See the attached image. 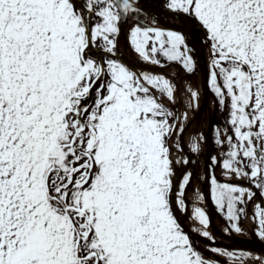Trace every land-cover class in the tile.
<instances>
[{"label":"snow or ice","instance_id":"snow-or-ice-1","mask_svg":"<svg viewBox=\"0 0 264 264\" xmlns=\"http://www.w3.org/2000/svg\"><path fill=\"white\" fill-rule=\"evenodd\" d=\"M234 234L264 245V0H0V264H264Z\"/></svg>","mask_w":264,"mask_h":264},{"label":"bare ground","instance_id":"bare-ground-1","mask_svg":"<svg viewBox=\"0 0 264 264\" xmlns=\"http://www.w3.org/2000/svg\"><path fill=\"white\" fill-rule=\"evenodd\" d=\"M122 51L125 52V55H126L127 58H129L131 61H134V60H135L134 55H133V54H130L129 52H127L126 49H124V47H123V42H122ZM166 71H167L168 73H170V74H171V73H174V75H175V74H179V75H181V76H185L184 71H182L181 69H179L177 66H176V67H169V68L166 69ZM171 75H172V74H171ZM191 82H192L193 84H199V83H200V78H199V77H196V78H195L194 80H192ZM207 107H208V110H209L210 114H212L214 106L211 104V102L208 103V106H207ZM201 125H202L205 129H207V117H206L205 114L201 117L200 123L198 124V122H193L192 127H193V128H196V127H199V126H201ZM188 195H189V201H195V195H194V193H193L192 191H189ZM189 211H191V208L189 209ZM210 218H211V221H212V223H213L214 225L223 226V223H224L223 219H222L219 215H217L216 213H214V212L211 211ZM212 228H213V227H212ZM243 238L248 239V240H250V241H254L251 237H248V236H243ZM218 242H220V243H225V242H226V239H224V240H220V241H218Z\"/></svg>","mask_w":264,"mask_h":264},{"label":"water","instance_id":"water-1","mask_svg":"<svg viewBox=\"0 0 264 264\" xmlns=\"http://www.w3.org/2000/svg\"><path fill=\"white\" fill-rule=\"evenodd\" d=\"M129 59V58H128ZM130 60V59H129ZM179 68V66H178ZM166 68H163V69H160V68H157L155 69L156 71H159V72H163V73H166L168 74L166 71H165ZM180 69V68H179ZM169 75V74H168ZM203 100L201 101V104L203 105ZM203 113L206 114L207 118H208V123L210 120H213L209 114V110H208V107L205 106L202 113L200 114L199 118L196 120L198 122V120L201 118V116L203 115ZM215 113V112H214ZM195 122V121H194ZM209 212H210V215H211V211L212 212H215V209L213 207V205L211 204V201H209ZM211 227H213L212 229L218 234H222V228L223 226H218V225H214L211 221ZM227 239V238H225ZM228 243H220L218 242L220 245H226V244H232V245H235V246H238L240 248H244V249H251V250H257L259 251L261 249L262 245L260 242H256V241H249V240H246L245 238L241 237L240 235H235L234 234V237L233 239L229 240L227 239Z\"/></svg>","mask_w":264,"mask_h":264},{"label":"flooded vegetation","instance_id":"flooded-vegetation-1","mask_svg":"<svg viewBox=\"0 0 264 264\" xmlns=\"http://www.w3.org/2000/svg\"><path fill=\"white\" fill-rule=\"evenodd\" d=\"M223 119V114L218 111V119L217 121H221Z\"/></svg>","mask_w":264,"mask_h":264},{"label":"rangeland","instance_id":"rangeland-1","mask_svg":"<svg viewBox=\"0 0 264 264\" xmlns=\"http://www.w3.org/2000/svg\"><path fill=\"white\" fill-rule=\"evenodd\" d=\"M172 75H174V73H171ZM190 202H192V201H190ZM221 218L223 219V217L221 216Z\"/></svg>","mask_w":264,"mask_h":264}]
</instances>
